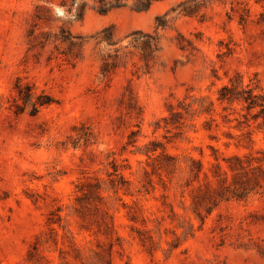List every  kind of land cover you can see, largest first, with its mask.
I'll return each mask as SVG.
<instances>
[{"label":"rangeland","instance_id":"rangeland-1","mask_svg":"<svg viewBox=\"0 0 264 264\" xmlns=\"http://www.w3.org/2000/svg\"><path fill=\"white\" fill-rule=\"evenodd\" d=\"M83 2L0 0V264H264V0Z\"/></svg>","mask_w":264,"mask_h":264},{"label":"trees","instance_id":"trees-1","mask_svg":"<svg viewBox=\"0 0 264 264\" xmlns=\"http://www.w3.org/2000/svg\"><path fill=\"white\" fill-rule=\"evenodd\" d=\"M92 1H93V5L91 8L95 10L97 13L104 15L111 11L127 7L130 1H131L132 9H134L135 11L137 12L147 11L154 2L160 0H92ZM87 7H88V0H84L82 5H80L79 7L81 15L84 14V11L86 10ZM235 91L236 90L233 86H229V85L223 86L220 91V99L227 100L230 102H234L235 100H244V102L247 103L248 109L251 110L254 108H260L261 110L260 114L264 115V93L255 94L251 90H243L242 93ZM19 93L20 95H23V97L26 100H29L32 96V92L29 87H27V89L24 92L20 90ZM238 95H241V97L239 98ZM50 103L51 100H47L41 102V105H47ZM36 109H37L36 105L33 104V110ZM257 116L259 117L260 115ZM262 155L263 157L249 158L246 161H244L240 157H235L233 159L234 160L233 162H229V164H227L228 165L227 167L233 173L234 181L232 182V184H237L238 182L242 181L243 178L249 180L250 179L249 174L251 172H255L256 170H258L259 172H263L264 152L262 153ZM254 163H257L258 165L254 166ZM202 171H203L202 166L196 164L195 162L194 165L190 168V172L195 176V178H198L203 173ZM225 175H227V172L225 173ZM237 177L239 179L235 180V178ZM226 181H227V176H226ZM226 188L229 190V193L231 194V198L234 199H243L250 191L243 188V186H239V187L236 186L233 189L231 188V184Z\"/></svg>","mask_w":264,"mask_h":264}]
</instances>
